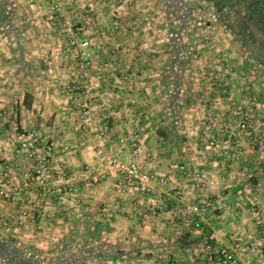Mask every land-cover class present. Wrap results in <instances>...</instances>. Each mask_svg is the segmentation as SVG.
Returning a JSON list of instances; mask_svg holds the SVG:
<instances>
[{
	"label": "crops",
	"instance_id": "1",
	"mask_svg": "<svg viewBox=\"0 0 264 264\" xmlns=\"http://www.w3.org/2000/svg\"><path fill=\"white\" fill-rule=\"evenodd\" d=\"M62 1L13 0L24 35L44 30L56 38L51 12H90L91 62L77 77L76 66L62 62L61 46L29 47L59 55L50 65L69 72V79L49 76L48 88L21 81L19 126L50 135L53 191L42 200L33 176L38 161L13 153L19 143L12 139L0 141V240L51 256L67 242L81 255L76 264H160L193 253L205 264L223 246L242 263L264 264V147H253L248 135H226L219 157L207 139L211 115L225 125L251 96L253 136L264 122V0H73V9ZM11 45L0 27L5 106L20 87L11 77ZM216 57L230 62L226 76ZM85 81L90 93L61 91ZM114 159L143 166L154 176L151 189L128 186ZM205 199L214 205L198 230L183 210ZM248 239L257 240L258 253L235 248Z\"/></svg>",
	"mask_w": 264,
	"mask_h": 264
},
{
	"label": "built area",
	"instance_id": "2",
	"mask_svg": "<svg viewBox=\"0 0 264 264\" xmlns=\"http://www.w3.org/2000/svg\"><path fill=\"white\" fill-rule=\"evenodd\" d=\"M72 2L73 0H69ZM90 14V12H87ZM83 14L79 19L80 25L78 22L73 21L72 18H65L62 21V26L64 27L65 34L68 38V43L70 47L75 51V58L79 59L77 63L78 70L80 72H85L90 65V58L85 56L84 51L88 50L91 46V38L86 37L85 34L90 29L89 15ZM54 15L50 16V19H53ZM84 35L85 37H82ZM215 63H222L223 67H225V73L229 74L230 72V62L223 58L221 60H217L218 57L215 58ZM227 70V71H226ZM83 74V73H80ZM78 74L77 77L80 75ZM82 77V76H81ZM79 77V78H81ZM84 82V81H83ZM69 90L75 91L76 89H82L83 92L90 93L93 89V85L88 84L87 81L85 83H81L79 86H68ZM1 93V89H0ZM256 103V98L249 97L248 105L245 104H236L235 107L231 111V118H227V123L224 125L223 118L219 115H211L210 123H209V134L207 137L209 147L212 152L216 156H224L225 149V141L224 137L228 135L229 140H235L241 135H248L253 143V147H264V122L259 126V132L254 134L253 130L255 129V112L252 106ZM3 114L2 107V99L0 97V116ZM36 136V135H35ZM32 138L30 142H22L20 147V152L26 154L30 159L38 161V166L36 167V183L41 188V196L42 200L46 197L50 196L53 191L52 187V159L54 155L55 148L51 143L50 135H40V140L38 138ZM122 143H126V138H122L120 140ZM113 165L116 166L123 174L125 182L128 186L136 187L141 192L149 191L150 184L153 181L154 176L147 170L143 168L139 163H122L121 161L114 159ZM183 169V167H182ZM166 182V180H164ZM0 187H6L5 182H0ZM178 197L183 202V192L178 190ZM213 202L209 199H205L203 201H196L190 204L187 208H185L184 214L187 217V222L192 223L196 228L201 226V220H203V216L205 213L212 207ZM218 207H222V204L218 202ZM42 211V209L40 210ZM235 248L240 250L243 254H252L258 253L260 246L255 239L241 240L235 244ZM214 264H252V263H241L237 253L229 247H222L219 250L218 259L213 262Z\"/></svg>",
	"mask_w": 264,
	"mask_h": 264
},
{
	"label": "rangeland",
	"instance_id": "3",
	"mask_svg": "<svg viewBox=\"0 0 264 264\" xmlns=\"http://www.w3.org/2000/svg\"><path fill=\"white\" fill-rule=\"evenodd\" d=\"M62 6L63 7L72 6L71 9H73V5L69 0H63ZM68 11L71 12L72 10H67V15H66V13H64L63 15L57 16V13L56 14H54V12L50 13V16L54 15V18L49 19V20L51 22H55V25L52 24V26L54 27L55 33L57 34L56 38L55 37H49V36L44 37L43 33H42V32H44V30L42 32H39V33L37 31L36 32L32 31L30 33V35H29V33H27L25 35L22 34L21 23L23 22V19L22 18H19L20 20L16 19V17H18V16L12 17V22L14 24L13 27L9 28L6 23L0 22V27L3 28L4 34L8 35V37L12 43V45H11V47L13 48L12 54H11V57L8 58V60L14 59L15 60L14 63L16 66L12 63L11 68H13V73L11 74V77H13L15 79V82L20 83L19 88L18 87L13 88L14 92H12L13 96L11 97L12 99H11L10 103L9 104L5 103V104H8L7 105L8 107L3 105V101H2L3 114L0 116V130H2L6 124L10 125V129L7 131L8 132L7 137L1 139L0 141H3L5 139L6 140L12 139L16 143V145L18 143H19V145H21L22 142H24V141L30 142L31 136H33L32 138H34V136L36 135L37 137L36 136L35 137L38 138V140H40L41 134L42 135H48L47 133H43L40 130H36V129L34 131H32L31 133H28L22 127L19 126L20 120H21V119H19V109L21 108L19 100L21 99V95L23 94V90L21 88V81L23 78L25 81H27L26 84H29V86L32 87L31 89L33 90V88L36 87L38 80H40L41 82L43 81L42 82V83H44L43 87L46 86L48 88L49 86H51V85H47L48 84L47 78L49 76H53V77L56 76V78H60V76L61 77L63 76L62 78L69 79V72H68L69 70H67L68 73H66L65 75H61L62 73L59 75L57 72V68L50 65V62L52 64H55V60L56 61L60 60L58 58L59 55L54 54L53 52L49 53L47 51L41 52V53H35V54L31 53L32 50L30 52H28L29 47L32 48L33 46H43V47H45V49H48L49 46H53V45L61 46V48L64 50V53L62 55L60 54L62 56V59H61L62 62H68V64H69V60H70V63L72 62V64H74L78 70L77 63L79 62V59L75 58V56H76L75 51H73V49L70 47V45L68 43L69 41H68V38L65 34L64 27L62 26V21H63V19L69 17V18H72L73 21L78 22L80 25L79 19L82 18L81 16L83 14H88V13H87V11H84L82 14H76L77 13L76 11L71 12V13H69ZM88 15L90 18L89 22L91 25V21H90L91 20V14H88ZM85 36H86V34H85ZM85 36L82 35V37H85ZM25 50H27V51H25ZM84 54H85V56H88L90 58L89 54L87 53V50L84 51ZM90 62H91V60H90ZM41 63L43 64V66L41 68H39V69L35 68V65L40 66ZM27 73H29V74H27ZM77 73L78 74L83 73V75L85 76L84 72H80L79 70L76 71V74ZM28 75H29V77H28ZM74 75L75 74H73L72 77H74ZM67 85H68V83H66L65 85L64 84L60 85L61 91H69ZM0 89H1L0 97H1V99H3V97H4L3 92H5V91L7 92V90H4L5 88H3V87H0ZM35 90L32 92L34 93ZM174 92H176V93H173L176 96L178 94H180L179 91L174 90ZM4 98H6V96ZM26 99L29 101L30 95H28L26 97ZM172 104L173 105L174 104L179 105V107L181 105V103L177 102L176 100H173ZM22 134H25L26 136H24V138H20L19 136ZM50 140H51V137H50ZM119 141H120V139H119ZM19 145H18V147H19ZM18 147H17V150L19 151L20 147L19 148ZM17 150H13V153L16 152V154H25V153L20 152V151L17 152ZM7 152H8V150H7ZM10 152H12V151H10ZM31 160H33V159H31ZM34 161H36V160H34ZM36 175H37V173H36V169H35L33 176L36 177ZM197 229L198 230L202 229V223H201V226ZM20 246L26 247V248H28V250L33 249L31 246H27V245H20ZM223 247H226V246H223ZM199 249H204V247L199 248ZM205 250H206V248H205ZM208 251H209V249H208ZM202 252L203 251H201V253ZM196 254H199V253H195V254L193 253L190 257H188L189 259L186 258L188 256L187 255L185 257L186 258L185 261H179V260H177V261H164V262L162 261V262H160V264H203L204 261H201V259L198 258ZM209 254H210V252H209ZM252 254H255V252ZM47 256L50 257L51 255L48 254ZM238 258H239V256H238ZM5 263H6L5 261L0 260V264H5ZM209 263L212 264L213 262L207 261L205 264H209ZM141 264H154V262H147V263H141Z\"/></svg>",
	"mask_w": 264,
	"mask_h": 264
},
{
	"label": "trees",
	"instance_id": "4",
	"mask_svg": "<svg viewBox=\"0 0 264 264\" xmlns=\"http://www.w3.org/2000/svg\"><path fill=\"white\" fill-rule=\"evenodd\" d=\"M15 14L16 8L13 0H0V22L6 23L9 28L13 27L12 17ZM28 95L30 94L27 93L26 97ZM26 103L29 104L27 99ZM9 129L10 125L6 124L0 130V140L7 137V131ZM52 254L54 255L48 257L43 250H28V248L18 246L14 242L8 243L0 240V260L5 261L7 264H76L81 260V255L79 253H73L72 245L67 242L61 243L58 246V250H55Z\"/></svg>",
	"mask_w": 264,
	"mask_h": 264
}]
</instances>
